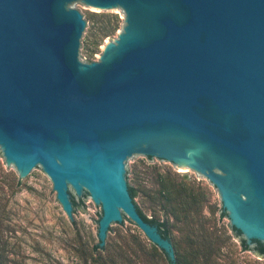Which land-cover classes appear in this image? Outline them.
Wrapping results in <instances>:
<instances>
[{"label": "water", "instance_id": "1", "mask_svg": "<svg viewBox=\"0 0 264 264\" xmlns=\"http://www.w3.org/2000/svg\"><path fill=\"white\" fill-rule=\"evenodd\" d=\"M83 5L124 12L97 61ZM0 149L21 177L43 169L70 220V187L88 194L100 247L126 215L175 264L130 195L137 153L202 174L264 246V0H0Z\"/></svg>", "mask_w": 264, "mask_h": 264}, {"label": "rangeland", "instance_id": "2", "mask_svg": "<svg viewBox=\"0 0 264 264\" xmlns=\"http://www.w3.org/2000/svg\"><path fill=\"white\" fill-rule=\"evenodd\" d=\"M74 8L83 14L86 21L83 61H97L103 45L116 39L122 30L124 12L116 13L90 5ZM114 21L117 28L106 36L102 35L101 27ZM126 168L128 186L137 190L134 203L149 218L166 222L175 252L188 249L189 240L181 222L167 215L158 202L156 176L167 172L209 190V201L201 208L197 224H202L203 233L207 231L223 239L213 264H264V256L242 247L231 228L229 217L220 215L222 201L219 190L202 174L138 153ZM70 194L76 204L72 220L56 199L52 182L43 169L34 175L21 177L15 166L5 161L0 149V248L4 250L6 264H100L101 257L94 246L98 243L101 207L86 193L83 197L77 196L70 187ZM152 244L124 215L123 221L106 236L104 255L111 259L106 264H168L151 248Z\"/></svg>", "mask_w": 264, "mask_h": 264}, {"label": "trees", "instance_id": "3", "mask_svg": "<svg viewBox=\"0 0 264 264\" xmlns=\"http://www.w3.org/2000/svg\"><path fill=\"white\" fill-rule=\"evenodd\" d=\"M117 28V22L109 23L101 27V34L106 36L111 31ZM92 53V51H89ZM157 181V193L158 202L165 210L166 214L173 218L177 222H181L182 227L185 229L186 236L189 240L188 249L177 253L175 252V264H213V260L221 247L223 239L221 236L213 235L205 231L203 233L202 224H197L199 219L197 218L201 208L209 201V190L207 187L195 183L194 181H186L184 178L178 179L177 176L172 175L170 172L158 174L156 176ZM131 197L133 198L137 190L133 186H128ZM72 199L73 207L76 204ZM139 213L144 220L157 225L160 233L171 240L170 231L166 222L158 221L154 218L146 216L138 207ZM221 216H226L225 211L221 208ZM199 227V228H198ZM234 234L239 238L240 243L244 249H253L258 255L264 256V246L262 243L257 242L254 247L248 246L244 239L241 237L240 232L232 227ZM203 233V234H202ZM138 240V237H136ZM138 242V241H137ZM140 244V243H139ZM174 246V244H173ZM98 251L100 264H106L107 261L111 262L110 256L104 255L106 248L100 247L98 243L94 246ZM151 248L160 254L168 264H172V261L168 258L167 254L156 245L152 244ZM4 250L0 248V264H6V259L3 255ZM113 261V260H112Z\"/></svg>", "mask_w": 264, "mask_h": 264}, {"label": "bare ground", "instance_id": "4", "mask_svg": "<svg viewBox=\"0 0 264 264\" xmlns=\"http://www.w3.org/2000/svg\"><path fill=\"white\" fill-rule=\"evenodd\" d=\"M183 170H186L187 168L186 167H184V166H180Z\"/></svg>", "mask_w": 264, "mask_h": 264}]
</instances>
